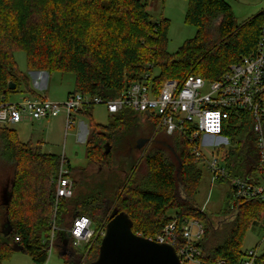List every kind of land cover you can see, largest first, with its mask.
<instances>
[{
  "label": "trees",
  "instance_id": "obj_1",
  "mask_svg": "<svg viewBox=\"0 0 264 264\" xmlns=\"http://www.w3.org/2000/svg\"><path fill=\"white\" fill-rule=\"evenodd\" d=\"M149 1L0 0V104L22 83L36 94L28 77L18 70L16 50L25 52L30 71L74 74V88L67 96L78 93L114 99L150 69L159 85L166 79L182 82L189 74L212 80L256 48L263 9L237 24L225 0H186L185 21L196 33L169 53V20H152ZM9 81L15 83L14 89H8ZM93 106L86 104L77 113L91 116ZM89 128L87 165L97 166L98 179L91 181L88 193L74 195L73 191L70 198L59 201V237L76 215L89 217L98 232L113 212L124 211L132 220L133 232L151 239L174 221L178 250L185 242L180 227L186 220H197L203 225V234L195 241L201 260L242 264L247 255L241 249L246 231L264 213V202L237 197L231 186V178L249 179L248 173L258 168L248 112L234 109L218 136L224 140L216 147L224 154L228 176L219 177L217 183L227 184L229 190L214 212L196 200L205 163L194 155L193 143L181 132L167 135L157 129L151 113H135L126 107L109 114L105 125L90 119ZM106 142L110 149L104 152ZM147 143L150 146L137 157L134 149L140 150ZM60 161V156L42 152L39 142L20 141L13 128L0 124V165L8 167L11 190L8 205L0 199V264L15 251L14 245L34 263L45 260L53 180ZM67 164L75 190L73 172L77 168L69 161ZM250 180L258 181L256 177ZM7 220L11 231L4 236L2 228ZM16 236L19 241H15ZM100 239L98 234L90 245L63 255L66 263L78 264L83 258L84 264H89L97 256ZM263 261L261 256L255 264Z\"/></svg>",
  "mask_w": 264,
  "mask_h": 264
},
{
  "label": "built area",
  "instance_id": "obj_2",
  "mask_svg": "<svg viewBox=\"0 0 264 264\" xmlns=\"http://www.w3.org/2000/svg\"><path fill=\"white\" fill-rule=\"evenodd\" d=\"M153 70L146 71L139 80L132 82L124 92L114 99L90 98L86 95L71 94L65 102L58 103L46 98H22L17 102L0 104V124L18 123L24 120L38 121L57 115L60 110L66 113V127L73 123V116L86 104L105 105L108 114H114L123 108L135 113H151L156 119L157 129L167 135L181 132L193 143L192 152L202 159L210 172L211 181L227 177L224 154L216 145L210 160L205 159L201 145L207 136L218 137L223 122L234 109L248 112L252 117V134L255 137L258 160V176L248 173L249 179L231 178L234 195L241 198H255L264 202V9L260 34L255 50L232 63L216 79H204L200 75L189 74L182 82L166 79L160 85L153 80ZM66 159L61 158L54 182V202L49 217L51 232L47 239L46 258L41 263L48 264L52 249L67 246L66 256L72 255L74 248L83 249L91 244L96 235H103L104 228L98 232L92 227L89 217L76 215L70 225L64 228L65 238L59 237L56 226V214L59 201L73 195L74 184L68 175L69 168L64 166ZM256 177L258 181H252ZM176 223L166 224L155 237V241L171 243L174 246ZM185 242L176 249L181 264H225L224 261L207 263L199 258L200 249L195 241L203 234V225L197 220H186L180 227ZM15 241H19L16 236ZM259 245L247 251L242 264H255V260L264 256V248ZM60 247V248H59ZM175 247V246H174ZM78 264H84L80 259Z\"/></svg>",
  "mask_w": 264,
  "mask_h": 264
},
{
  "label": "rangeland",
  "instance_id": "obj_3",
  "mask_svg": "<svg viewBox=\"0 0 264 264\" xmlns=\"http://www.w3.org/2000/svg\"><path fill=\"white\" fill-rule=\"evenodd\" d=\"M225 1L232 7L237 24L243 23L245 20L255 16L264 9V0ZM147 9L152 20H159L160 18H167L169 20L167 34V51L169 53L176 52L184 41L194 37L196 28L185 21V13L187 10L186 0H150ZM14 58L18 70L28 77L30 88L33 89L36 94L33 95L28 92L22 83L17 92L9 95V102H17L24 97L46 98L58 103L65 102L68 92L72 91L74 88V74L30 71L27 68V58L23 50H16L14 52ZM90 119L98 124H107L109 114L105 105L94 104L91 110V116L83 113H75L72 126L69 128L66 127V113L63 110H60L57 115L41 119L40 121L24 120L19 124L10 123L8 127L15 130L20 141H30L32 144L40 142L42 152L56 154L61 158H67L70 166L73 169L77 168V170L73 172V177L77 182L74 190V195H76L79 192L88 193L89 189L92 188L91 181L98 179V174L96 173L97 166H88L86 159L85 141L90 132ZM203 141L204 143L201 145V151L205 159L210 160L213 147L224 140L218 137L207 136ZM149 146L150 143H147L142 145L140 150L134 149L135 155L137 157L142 155L143 151ZM64 166L68 167L67 162H64ZM82 168L86 170L79 173ZM7 171V166L0 165V199L2 191L5 188L7 190L9 189L10 181L7 180ZM202 171L203 177L199 185L196 200L198 204L206 208L208 212H214L220 208L229 187L224 183H213L206 165ZM257 172V170H254L252 175L258 176ZM99 177H102V174H100ZM256 245H259L258 249L264 248V213L259 220L256 221L255 224H252L246 231L241 249L243 251H248L256 247ZM65 258V256H60L58 249L55 247L52 249L48 264H67ZM2 264H34V262L29 255L22 251L15 250L9 258L2 262Z\"/></svg>",
  "mask_w": 264,
  "mask_h": 264
},
{
  "label": "water",
  "instance_id": "obj_4",
  "mask_svg": "<svg viewBox=\"0 0 264 264\" xmlns=\"http://www.w3.org/2000/svg\"><path fill=\"white\" fill-rule=\"evenodd\" d=\"M15 83L8 82V89H14ZM105 151L110 149L108 142L104 144ZM11 190L4 189L1 195L3 205H8ZM11 231L9 220L2 228V234L8 236ZM66 233L60 231L61 237ZM14 250L21 247L14 245ZM60 256L66 254L63 247ZM89 264H181L175 247L171 243L158 242L151 238L136 234L132 230V220L124 212H113L104 226L96 258Z\"/></svg>",
  "mask_w": 264,
  "mask_h": 264
},
{
  "label": "flooded vegetation",
  "instance_id": "obj_5",
  "mask_svg": "<svg viewBox=\"0 0 264 264\" xmlns=\"http://www.w3.org/2000/svg\"><path fill=\"white\" fill-rule=\"evenodd\" d=\"M61 248H62V247H61ZM67 248H69V247H67V246L64 245L63 249H64L65 251L67 250Z\"/></svg>",
  "mask_w": 264,
  "mask_h": 264
},
{
  "label": "crops",
  "instance_id": "obj_6",
  "mask_svg": "<svg viewBox=\"0 0 264 264\" xmlns=\"http://www.w3.org/2000/svg\"><path fill=\"white\" fill-rule=\"evenodd\" d=\"M40 121V120H39ZM20 122H18V123H15V124H19ZM40 143V142H39ZM41 144V143H40ZM66 159V162L68 161V159L67 158H65ZM3 190V189H2ZM3 192V191H2Z\"/></svg>",
  "mask_w": 264,
  "mask_h": 264
}]
</instances>
